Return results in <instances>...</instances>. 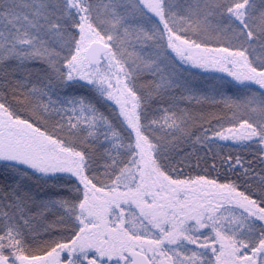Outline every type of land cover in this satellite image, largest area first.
Here are the masks:
<instances>
[{
    "label": "snow or ice",
    "instance_id": "6c2138e0",
    "mask_svg": "<svg viewBox=\"0 0 264 264\" xmlns=\"http://www.w3.org/2000/svg\"><path fill=\"white\" fill-rule=\"evenodd\" d=\"M0 264H264V0H0Z\"/></svg>",
    "mask_w": 264,
    "mask_h": 264
}]
</instances>
